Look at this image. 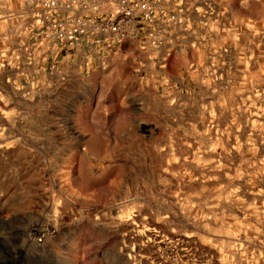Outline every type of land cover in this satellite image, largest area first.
I'll return each mask as SVG.
<instances>
[{
  "label": "rangeland",
  "instance_id": "374dc122",
  "mask_svg": "<svg viewBox=\"0 0 264 264\" xmlns=\"http://www.w3.org/2000/svg\"><path fill=\"white\" fill-rule=\"evenodd\" d=\"M181 1L217 12L202 48L226 52L220 78L178 89L170 107L74 117L66 103L92 94L78 89L85 74L65 86L43 53L25 67L21 51L15 73L0 70V264H264V0ZM35 4L0 0L1 65ZM134 63L98 69L99 100L137 97L121 85Z\"/></svg>",
  "mask_w": 264,
  "mask_h": 264
},
{
  "label": "built area",
  "instance_id": "2783aa9c",
  "mask_svg": "<svg viewBox=\"0 0 264 264\" xmlns=\"http://www.w3.org/2000/svg\"><path fill=\"white\" fill-rule=\"evenodd\" d=\"M36 2L33 22L24 27L26 35H22V30L14 35L21 50L13 51L18 56L21 51V66L31 63L32 50L43 53L48 59L47 71L59 74V56L80 55L87 72L93 61L103 69L108 57L125 44L155 54L157 61L163 62L186 29L179 0Z\"/></svg>",
  "mask_w": 264,
  "mask_h": 264
},
{
  "label": "crops",
  "instance_id": "0c3cea01",
  "mask_svg": "<svg viewBox=\"0 0 264 264\" xmlns=\"http://www.w3.org/2000/svg\"><path fill=\"white\" fill-rule=\"evenodd\" d=\"M34 1L36 3L35 6H38L36 0ZM179 3H181L182 16L186 21V29L179 35L181 38L180 43L173 49L168 57L164 58L163 62H158L155 54L143 53L134 46L132 51L119 50L108 57V60L121 57L132 58L137 61V63L134 64L138 67L135 66L131 72L125 75L123 74L124 77L121 83L122 86H128L130 84L138 90L139 94L136 98L127 99L125 101H120L117 98H109L104 101L99 100L97 95L102 78L96 63L93 61L88 71L85 72L82 61L84 58L80 55L59 56L58 62L64 74L63 85L66 86L68 84L67 82H70L71 71L75 70L79 77L85 74L84 78H87L84 84L79 83V91H83L84 89L92 91L88 100L83 101L76 96L73 105L66 103V110L73 108L75 111L74 117L77 116V111L82 109H89L91 117L97 110L99 113L97 119L104 123L110 121V118L107 116L113 114L119 117L121 122H126L130 121L131 111L132 113L136 111L138 114L152 112V108L155 104L151 103V99L154 100L158 98L166 100L167 106L170 107L172 104L176 103L178 89L188 90L197 85L208 87L210 83L217 79L215 75H218V78H220L219 66H217V63L213 61V59L219 58L220 55L222 56L226 51L222 50L207 54L202 48L205 45L203 43L205 42L204 40L208 39L207 36L214 34V31H212L213 29H211L212 26L208 21L212 17H216L217 12L214 13V11L205 4L195 5L185 1L182 2L181 0H179ZM31 22H33L32 17L26 18L25 21L19 23L20 26H22V31L20 30L22 35H26L27 31L24 30V27ZM15 26H18V23ZM16 32L17 30L10 33L9 40L12 41L14 39ZM30 53L34 59L38 56V52L35 50H32ZM2 55V51H0V56ZM6 56L9 58V61L4 65L0 64V70L8 68L9 74L12 72L15 73L19 65L16 61L17 58H19L18 54H15L13 50H9ZM176 58L180 59L184 64L182 66L184 72L182 75H175L169 69L172 61ZM25 67H29V65ZM233 72H235V69ZM117 75V73H114L115 77L113 80L118 78ZM212 75H214V77ZM211 77L213 81H211ZM15 84L14 81L11 82V86L14 87ZM112 88L113 90L117 88V81ZM117 126L119 127L120 125Z\"/></svg>",
  "mask_w": 264,
  "mask_h": 264
},
{
  "label": "bare ground",
  "instance_id": "6f19581e",
  "mask_svg": "<svg viewBox=\"0 0 264 264\" xmlns=\"http://www.w3.org/2000/svg\"><path fill=\"white\" fill-rule=\"evenodd\" d=\"M51 225H53V224H51ZM45 226H46V225H45ZM38 228H39V227H38ZM45 228H46V227H45ZM45 228H44V229H45ZM32 231L34 232V235L37 234L38 236H39V235L41 236V234H42V236L47 234L46 231H42V230H41V231H40V230H32ZM38 236H37V237H38Z\"/></svg>",
  "mask_w": 264,
  "mask_h": 264
}]
</instances>
